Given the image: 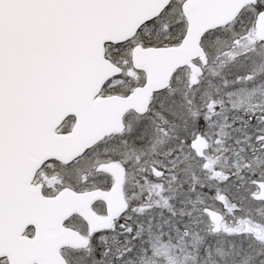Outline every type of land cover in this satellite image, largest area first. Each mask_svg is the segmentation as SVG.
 Here are the masks:
<instances>
[{
	"label": "snow or ice",
	"instance_id": "obj_1",
	"mask_svg": "<svg viewBox=\"0 0 264 264\" xmlns=\"http://www.w3.org/2000/svg\"><path fill=\"white\" fill-rule=\"evenodd\" d=\"M0 264H264V0H0Z\"/></svg>",
	"mask_w": 264,
	"mask_h": 264
}]
</instances>
